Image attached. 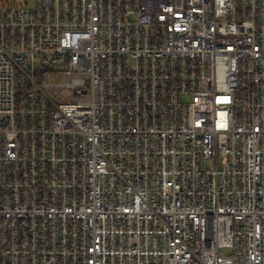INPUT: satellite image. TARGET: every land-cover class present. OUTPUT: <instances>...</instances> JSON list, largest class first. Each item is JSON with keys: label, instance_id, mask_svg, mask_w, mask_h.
I'll use <instances>...</instances> for the list:
<instances>
[{"label": "built area", "instance_id": "obj_1", "mask_svg": "<svg viewBox=\"0 0 264 264\" xmlns=\"http://www.w3.org/2000/svg\"><path fill=\"white\" fill-rule=\"evenodd\" d=\"M0 264H264V0H0Z\"/></svg>", "mask_w": 264, "mask_h": 264}, {"label": "rangeland", "instance_id": "obj_2", "mask_svg": "<svg viewBox=\"0 0 264 264\" xmlns=\"http://www.w3.org/2000/svg\"><path fill=\"white\" fill-rule=\"evenodd\" d=\"M29 5H34L36 0H27ZM74 76H68L66 74L51 76V80L57 83H65L71 80Z\"/></svg>", "mask_w": 264, "mask_h": 264}]
</instances>
